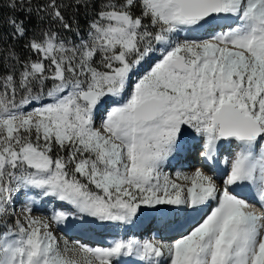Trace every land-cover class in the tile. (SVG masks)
I'll use <instances>...</instances> for the list:
<instances>
[{
  "label": "snow or ice",
  "instance_id": "6c2138e0",
  "mask_svg": "<svg viewBox=\"0 0 264 264\" xmlns=\"http://www.w3.org/2000/svg\"><path fill=\"white\" fill-rule=\"evenodd\" d=\"M224 143L222 185L163 170L198 147L214 171ZM144 220L179 238L55 234ZM131 258L264 264V0H0V264Z\"/></svg>",
  "mask_w": 264,
  "mask_h": 264
},
{
  "label": "bare ground",
  "instance_id": "6f19581e",
  "mask_svg": "<svg viewBox=\"0 0 264 264\" xmlns=\"http://www.w3.org/2000/svg\"><path fill=\"white\" fill-rule=\"evenodd\" d=\"M231 22H232L231 20L225 21V23H231ZM224 145L227 148V150L223 153L221 159L219 158V161L217 163L218 164L217 165L218 167H225V165L223 163L224 159L225 158H229L230 159V157H231L232 146H230L227 143H224ZM182 160L185 161L186 158H176V159H172L165 167L168 168V167H170L172 165L175 166L179 161H182ZM189 165H187L186 167L189 168ZM201 168H203L204 171L206 173H208L209 175H212V172L207 167L202 166ZM213 176L216 179V182H219V180L222 178L220 174L219 175H213ZM235 190L244 191L243 193L246 194L247 196H249L248 198H245V199L250 204H253L255 207H257L259 209L260 206L258 205V202L255 199V196H254V194H253V192H252V190H251L250 187H248V186H244V187L235 186L233 188H230V191H233L234 194H237ZM214 206H215V203L214 202H209V206L207 208V211L210 212L211 211V207H214ZM45 211L49 214V210H47L45 207H42V204H41V205H38L36 208H34L33 215H36L35 213H37V215H40L41 213H44ZM198 219H200V217H199V214H197V213H193L191 215V217L188 218L187 223H185V217L184 216L180 217L181 223H185V226H187L188 223H190L192 226H195V220H198ZM71 223L72 222L70 221V226L69 227H67V228H65L63 230L62 229H56V231L59 232V233H61V234L63 232V235H66L67 238H69L70 240H71V238H73L75 240H78L79 237L78 236L76 237V235H81V236H83V239H82L81 242L82 243H85V244L92 245L93 247H106V246H110V242H111L112 239L124 237V235L125 236L129 235L128 233H124L123 235H121L122 233H119V235L117 237H115V236H109V237L105 238L103 235H100V234H89V235H93V237H90V236H87L85 234H82V232H80V231H77V230L73 229L71 227ZM157 227H158V225H155L151 229H156ZM131 229H133V233H135V235H136V233L138 235H140V236H138L139 239H141V240L146 239V238L149 239L148 238V233H146L147 232V229L149 230V225H148V221L147 220H144L143 223H141L137 227L131 228ZM189 230H191V229L189 228ZM143 235H144V237H143ZM174 236H176V234L175 233H172V234H169L168 236H161L159 239H166L169 242H171L172 240L179 238L178 236H176V237H174ZM93 238H94V240H93ZM134 261H135V258H131V260L128 261V264H134Z\"/></svg>",
  "mask_w": 264,
  "mask_h": 264
},
{
  "label": "rangeland",
  "instance_id": "374dc122",
  "mask_svg": "<svg viewBox=\"0 0 264 264\" xmlns=\"http://www.w3.org/2000/svg\"><path fill=\"white\" fill-rule=\"evenodd\" d=\"M99 124V118H97V125ZM180 165V166H179ZM173 166V165H172ZM170 166L168 168L164 167V171L167 172V173H170L172 175L173 178H175V173L179 170V171H183V172H190V171H193L196 167L195 165H189V168L185 167V166H181V163H178L176 164L175 166ZM218 184H223V179L221 178L219 180V182H217ZM46 203V204H45ZM49 201H45L43 204H42V207H45L47 210H49ZM19 205V200H17V206ZM59 206V205H58ZM37 215V213H35ZM43 215H47L48 213L45 211L44 213H41ZM40 214V215H41ZM183 215H181L180 217H182ZM114 230V232L117 234V235H114L115 237H117L119 235V233H122L121 235H123L124 233H128L129 235H132L133 234V229H128L127 232L125 230V228L123 227H120V226H117L115 228H112ZM132 230V231H131ZM55 233L57 235V237H60L61 235H63V233H59L55 230ZM60 235V236H59ZM127 235V236H129ZM65 236V238L68 240L69 238H67L66 235H63ZM127 236L124 235V238H127ZM178 236V235H176ZM174 236V237H176ZM69 241H76L75 239L71 238V240L69 239ZM169 242V241H168ZM89 243V242H88ZM92 246V245H90ZM93 247V246H92Z\"/></svg>",
  "mask_w": 264,
  "mask_h": 264
},
{
  "label": "trees",
  "instance_id": "16d2710c",
  "mask_svg": "<svg viewBox=\"0 0 264 264\" xmlns=\"http://www.w3.org/2000/svg\"><path fill=\"white\" fill-rule=\"evenodd\" d=\"M4 11H5V12H7V9H5ZM82 23H83V21H82ZM66 35H71V34H70V33H67ZM18 50H20V51H21V54H22V55H24V54H25V53L23 52V50H22V49H18Z\"/></svg>",
  "mask_w": 264,
  "mask_h": 264
}]
</instances>
